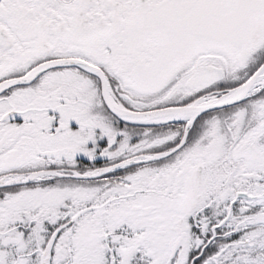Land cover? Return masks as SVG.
<instances>
[{"label": "snow or ice", "instance_id": "obj_1", "mask_svg": "<svg viewBox=\"0 0 264 264\" xmlns=\"http://www.w3.org/2000/svg\"><path fill=\"white\" fill-rule=\"evenodd\" d=\"M0 264H264V0H0Z\"/></svg>", "mask_w": 264, "mask_h": 264}]
</instances>
